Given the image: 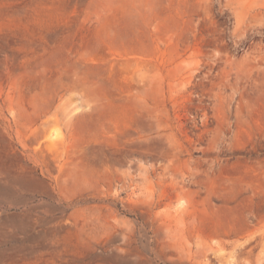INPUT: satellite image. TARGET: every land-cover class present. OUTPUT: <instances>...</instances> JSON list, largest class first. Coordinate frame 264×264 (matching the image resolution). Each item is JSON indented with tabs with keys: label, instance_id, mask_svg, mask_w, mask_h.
Listing matches in <instances>:
<instances>
[{
	"label": "rangeland",
	"instance_id": "1",
	"mask_svg": "<svg viewBox=\"0 0 264 264\" xmlns=\"http://www.w3.org/2000/svg\"><path fill=\"white\" fill-rule=\"evenodd\" d=\"M0 264H264V0H0Z\"/></svg>",
	"mask_w": 264,
	"mask_h": 264
},
{
	"label": "bare ground",
	"instance_id": "2",
	"mask_svg": "<svg viewBox=\"0 0 264 264\" xmlns=\"http://www.w3.org/2000/svg\"><path fill=\"white\" fill-rule=\"evenodd\" d=\"M46 137V136H45ZM49 139L48 140H50L51 138L50 137H48ZM45 139H47V137L45 138ZM46 141V140H45ZM51 141V140H50ZM50 142H46V145H48ZM51 143H54V142H52L51 141ZM50 145H53V144H49L48 146H50Z\"/></svg>",
	"mask_w": 264,
	"mask_h": 264
}]
</instances>
